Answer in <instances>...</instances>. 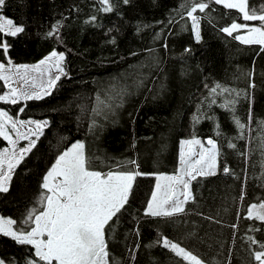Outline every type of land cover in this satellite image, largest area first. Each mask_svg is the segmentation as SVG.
<instances>
[{
  "label": "rangeland",
  "instance_id": "374dc122",
  "mask_svg": "<svg viewBox=\"0 0 264 264\" xmlns=\"http://www.w3.org/2000/svg\"><path fill=\"white\" fill-rule=\"evenodd\" d=\"M150 1L167 4L173 8L188 0ZM193 4L187 5L188 11ZM212 5L209 4L204 12L197 10L194 13L199 21V41L195 38L192 20L187 16V11L182 13L171 26V38L167 40L169 43H166L164 49L171 52L177 50L179 47L177 44L187 42L189 45L201 46L203 50L211 53L218 41L215 30L223 32V28L233 23L249 26L260 24V21H245L238 9H228L214 2ZM248 6L250 10L255 9L257 15H264V11H261L264 8V0H248ZM218 10L226 11L229 16H221ZM237 13H239L238 17L235 16ZM122 16V19H118ZM112 18H117L116 22L120 24L130 23L128 12ZM146 20L152 23V28L156 26V22L150 18ZM90 30L86 29V35L94 34L101 41L105 39L110 42L116 41L114 36L104 31L89 32ZM244 34V29H238L231 36L227 35L234 38L236 35ZM124 36L125 34L122 35ZM255 46L258 48V53L248 61L241 60L237 64L224 68H221L216 57L212 56V62L208 67L198 68L197 77L186 83H178L172 97L169 96L171 94L168 93L167 84L165 86L159 81L155 82L157 84H149L146 80L145 69L152 65L148 63L149 53L140 52L142 54L138 57L134 55L123 67L114 69L106 76L84 74L75 79L66 77V80H63L64 74L55 68L56 58L53 57L40 66V71H35L31 67L27 70L29 83L24 85V88L39 92L47 88L49 77L55 78L60 75L62 79L58 86H62L61 95L59 94L58 98L50 102V110H53L60 118L58 122L63 123V129L59 128L60 132L52 128L53 123L48 117L43 116L42 109L45 105L31 108L29 100H20L17 104L0 101L4 105L0 109L6 111L16 121H48L42 132L44 129L48 132L52 131V141L48 144L50 156L46 160L41 159L33 166L35 169L34 167L39 164L37 170L43 178L55 163L56 158L76 141L85 142L88 137L97 141L98 138L102 140L106 135H110L107 131L117 123L115 118L121 112L129 113L130 108H133L131 100L135 94L142 92L146 98L142 104L138 102L140 104L136 105V112L142 119L144 129L137 131L138 139L147 142L161 139L160 143H164V147H173L175 153L172 160L166 163L164 160L158 162L157 160L160 159L154 158L156 160L152 161V165L165 164L162 171L148 173L151 178L144 180L143 183H138L136 179L133 181L127 204L110 222V228L106 229L110 264H118L121 255L129 252L135 255L132 264H189L170 248L164 247L163 238L191 251L205 264H259L254 259L249 237L264 244V221L256 219L255 216L248 217V209L252 204L264 202V79L260 69L264 65V50H262L264 46ZM53 51L56 50L47 52L29 66L39 64ZM56 52L61 53V51ZM169 54L183 64L186 57L190 56H186L185 53H182V57L178 56L177 54H180L178 50L175 55ZM9 60L8 58L0 60V63L5 65L2 73L12 77L9 81L12 87L21 88L22 81L16 75L15 66L26 64L13 63L11 60L9 64ZM19 71L23 73L25 70ZM217 84L231 91L221 92L218 88L215 94L212 93L211 89ZM114 85L126 88L122 102H117L119 106L113 103L111 110L103 108L100 115H95L93 109L97 107V95L99 94L100 98L105 99L107 103L106 94L110 93ZM0 87V95L10 91L8 83L2 79H0ZM169 89L172 90L170 87ZM163 97L171 98L170 102H173V105L168 108L154 106L153 102H158ZM21 108L24 109L23 112L20 111ZM236 119L244 125L243 129L237 125ZM94 120L95 127H93ZM6 127L10 139L15 141V144L0 136V152L7 149L9 153L19 154L20 149L27 148L32 140H35V144L38 145L44 142L42 136L39 135L37 138L33 135L36 130L34 124L17 123L19 134L27 136L28 139L21 138L18 132L11 128V124ZM69 133H73V136ZM193 138L200 140L205 149L211 147L207 144L208 139L215 141L217 149L215 174L197 176L195 180H191L190 191L194 199L184 205L183 213L172 217L147 215V205L152 193L156 190L157 177L178 174V170L182 167L180 153L182 150L187 153L189 148L181 142ZM112 139L115 142L116 136ZM230 144L235 147H229ZM192 149L193 155L186 156V159L190 161L199 159L200 146L193 145ZM26 155L27 153L24 157ZM89 159L92 161V168L98 170L95 169L98 160ZM118 165L122 170H136L138 163L136 161L133 165L122 162ZM116 166H110L103 172L115 169ZM204 167L207 170V166ZM224 167H228V173L223 171ZM19 170H21L20 164L13 170L12 179ZM160 183L163 184L164 181L161 180ZM45 191L41 185L35 194L37 197L36 201L34 200V207H43L40 197ZM182 191V186H178L177 194L179 195ZM242 195L243 198H241ZM180 198L183 199L182 195ZM19 223L25 225L27 231L34 227L31 223L22 221ZM28 245L32 247L31 253L23 250L15 259L10 254L0 252V260H3L5 264H29L32 260L38 261V257L35 256V247ZM168 255L173 256L175 262Z\"/></svg>",
  "mask_w": 264,
  "mask_h": 264
},
{
  "label": "trees",
  "instance_id": "16d2710c",
  "mask_svg": "<svg viewBox=\"0 0 264 264\" xmlns=\"http://www.w3.org/2000/svg\"><path fill=\"white\" fill-rule=\"evenodd\" d=\"M110 2L113 10L104 12L102 10L104 5L100 0H5V4L0 7V16L11 19L18 26L23 25L25 30L15 37L0 35V42L9 46L6 54L0 49V60L8 58L13 63L30 65L49 51H61L65 55L62 65L66 73L62 77L66 80V77L75 79L84 74L106 76L114 69L127 64L134 56L133 53L138 57L142 54L140 52H146L150 55L148 63L152 64L145 69L146 80L149 84L156 81L167 84L172 89L165 85L168 93L171 94L169 96L172 97L178 83H186L197 77L198 68L208 67L212 62V56H215L220 67L224 68L241 60L248 61L258 53L257 46L240 43L218 30H215L218 41L211 53L203 50L201 46L189 45L187 42L177 44L179 47L182 46L177 48L180 52L178 56L182 57V53L186 56L190 55L186 57L184 64L169 54L175 55L177 50L169 52L164 49L166 43H169L167 40L172 32L171 26L182 13L188 11L187 5L196 2L212 5V0H188L173 8L150 0H130L127 5L123 0H110ZM126 12L130 16L128 25L120 24L116 22L117 18H112L122 13L124 15ZM218 12L223 17L229 16L226 11L218 10ZM93 16L96 18L95 21L90 19ZM235 16L238 17L239 13ZM122 18L123 16L118 19ZM146 18L156 22V26L152 28V23ZM57 24H59L58 32L49 36L48 33L52 32L53 26ZM86 29H91L89 32L104 31L114 36L116 41L110 42L108 39L101 41L94 34L86 35ZM260 69L264 79V65ZM61 79L51 88L49 95L40 100H29L31 108L45 105L42 109L43 116L51 120L52 128L58 132H60L59 128L63 129V123L58 122L60 118L50 110V102L61 95L62 86H58ZM144 98L146 96L144 97L142 92L135 94L131 100L133 108H130L129 113L118 114L115 118L117 123L107 131L110 135H106L105 139L98 138L95 141L88 137L85 140L86 155L98 160L95 169L103 171L110 166L135 159L141 173L136 177V181L143 183L144 180L151 178L148 173L162 171L164 168L165 164L152 165V161L156 160L154 158H159L158 162L164 160L165 163L172 160L174 148L164 147V143H160L161 139L154 142L138 139L137 131L144 127L140 115L136 112V105L140 104L138 102L142 104ZM164 98H158L161 100L153 102L154 106L168 108L173 105V102H170L171 98ZM69 134L73 136V133ZM40 136L43 137L44 142L40 145L35 144L21 161V170L17 171L11 180L9 192L0 193V216L15 220L17 223L13 226L14 229L27 231L26 226L19 222H25L31 209H40L34 207V200L36 201L35 194L41 188L43 178L37 170L39 164L34 167L35 169L33 166L41 159L49 158L48 144L52 141V131L48 132L44 129ZM115 136L114 142L112 137ZM257 242L253 244L250 240L253 252L261 250L262 243ZM23 250L31 253L32 247L28 244H20L11 236L0 233V252L10 254L17 259ZM168 256L174 261L173 256ZM134 260L135 255L130 252L124 253L118 264H132Z\"/></svg>",
  "mask_w": 264,
  "mask_h": 264
},
{
  "label": "snow or ice",
  "instance_id": "6c2138e0",
  "mask_svg": "<svg viewBox=\"0 0 264 264\" xmlns=\"http://www.w3.org/2000/svg\"><path fill=\"white\" fill-rule=\"evenodd\" d=\"M130 0H123L124 4H129ZM215 4H222L228 9H238L243 14L245 21H260L258 26H249L248 24L233 23L229 27L222 29L228 35L238 29H244V35H236L234 38L245 45H262L264 46V15H257L255 9H249L248 0H212ZM104 5V12H111L113 5L110 0H100ZM5 4V0H0V7ZM209 7L208 3L196 2L187 12V16L192 20V27L197 41L200 40L199 21L194 13L199 10L204 12ZM264 11V8L261 9ZM95 21V17L90 18ZM23 25L17 26L11 19L0 16V35L6 34L12 37L23 33ZM59 30V24L53 26V31L48 35L52 36ZM8 45L0 42V49L7 53ZM264 50V49H262ZM187 51V49H186ZM135 55V53H133ZM55 59V68L61 73L64 69L61 66L65 59L64 53L53 51L49 57H45L37 65H16V75L22 81L21 88L11 86L12 77L4 75L2 70L5 65L0 63V79L8 83L10 91L0 95V101L17 104L20 100H40L50 94L51 88L55 87L60 75L55 78L49 77L47 88L41 91H28L24 85L29 83L28 69L31 67L35 71H40V66L44 65L52 58ZM11 64V61H8ZM24 69L21 73L19 70ZM35 82L33 80V88ZM221 92L231 91L217 84L211 89L216 93L217 89ZM23 89V90H22ZM126 88L113 86L110 93L106 94L105 99L97 95V107L93 109L95 115H100L103 108L111 110L113 103L119 106L122 102ZM102 106V107H101ZM227 107L228 105H224ZM24 111L23 108L20 109ZM17 123L34 124L37 138L42 134V130L47 126L48 121H16L8 113L0 109V136L9 140L13 145L15 141L10 139L7 125L18 132L23 139L27 136L19 134ZM237 125L243 129L244 125L236 119ZM95 127V120L93 121ZM36 141L32 140L27 148H21L20 153H9L7 149L0 152V193L9 192V185L12 180V172L17 165L24 159V155L32 150ZM182 145H188V152L183 150L180 153V163L182 167L178 170L177 175L157 177L156 190L152 193L149 200L146 214L153 217H172L185 211L184 205L191 199H194L190 191V182L197 176L214 175L217 167L216 143L212 139L207 140L210 148L205 149L203 143L198 139L185 140ZM193 145H199V159L190 161L186 156L193 155ZM229 147H235L230 144ZM135 165L136 161H127ZM6 165V167H5ZM207 166L205 170L204 166ZM199 166V167H197ZM225 173L229 172L228 167H224ZM141 175L136 170H122L120 165L115 169L107 172L94 170L92 161L86 155L85 144L82 141H76L66 151H63L55 160V163L43 177L42 188L45 191L40 197L42 208H33L29 211L25 223L34 224L30 231L14 229L16 221L11 218L0 216V233L5 236H11L20 244H30L35 247V256L37 260H32L29 264H110L108 244L106 240V229L110 228V222L121 212L127 204L129 195L132 191L133 181ZM187 177L188 179H186ZM163 180L164 183H160ZM178 186H182L183 191L178 195ZM183 197L181 199L180 197ZM243 198V195L242 197ZM264 221V202L252 204L248 209V217ZM211 219V218H209ZM235 227V225H233ZM253 244L258 243L255 239L249 237ZM159 243V241H158ZM163 246L170 248L177 256L182 257L189 264H205L197 255L181 247L167 238H163ZM260 251L253 253L254 259L259 264H264V244H260ZM0 264H5L0 260Z\"/></svg>",
  "mask_w": 264,
  "mask_h": 264
},
{
  "label": "flooded vegetation",
  "instance_id": "af4514ba",
  "mask_svg": "<svg viewBox=\"0 0 264 264\" xmlns=\"http://www.w3.org/2000/svg\"><path fill=\"white\" fill-rule=\"evenodd\" d=\"M0 107H4V105L2 103H0Z\"/></svg>",
  "mask_w": 264,
  "mask_h": 264
}]
</instances>
